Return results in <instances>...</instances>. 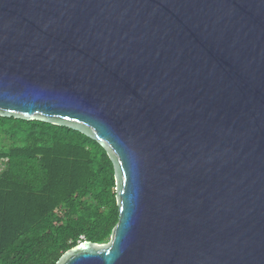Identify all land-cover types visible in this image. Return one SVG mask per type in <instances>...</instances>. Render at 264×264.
Instances as JSON below:
<instances>
[{
	"label": "water",
	"instance_id": "95a60500",
	"mask_svg": "<svg viewBox=\"0 0 264 264\" xmlns=\"http://www.w3.org/2000/svg\"><path fill=\"white\" fill-rule=\"evenodd\" d=\"M0 116L114 164L109 242L57 264H264V0H0Z\"/></svg>",
	"mask_w": 264,
	"mask_h": 264
},
{
	"label": "trees",
	"instance_id": "16d2710c",
	"mask_svg": "<svg viewBox=\"0 0 264 264\" xmlns=\"http://www.w3.org/2000/svg\"><path fill=\"white\" fill-rule=\"evenodd\" d=\"M107 150L66 126L0 116V264H57L119 222Z\"/></svg>",
	"mask_w": 264,
	"mask_h": 264
}]
</instances>
